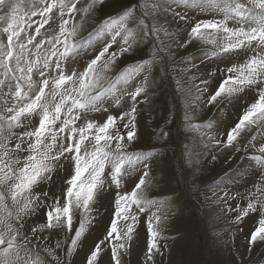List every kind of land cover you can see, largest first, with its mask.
<instances>
[{
  "label": "snow or ice",
  "instance_id": "1",
  "mask_svg": "<svg viewBox=\"0 0 264 264\" xmlns=\"http://www.w3.org/2000/svg\"><path fill=\"white\" fill-rule=\"evenodd\" d=\"M100 3L102 0H0V264H41L38 255L31 258L32 249L28 244L32 240L21 229L24 218L42 203L41 197H48L47 192L33 195L35 186L50 179V174L65 162L72 166V173L65 181L63 198L57 197L48 205L46 223L34 227L32 235L38 240V231L59 228L72 233L74 230L67 248L69 254L84 233L91 204L107 178L110 177L111 184L119 189L122 177L143 165L142 175L132 190L123 194L116 192L115 211L106 237L96 243L86 264H99L105 244L111 245L114 264H122L123 241L132 240L139 215L155 204L141 195L142 185L149 175L147 160L151 153L128 151L136 139V103L141 94H146L147 77L144 83L127 93L133 102L127 112L119 117L108 115L103 123L85 117L89 112L107 111L103 104L108 98L119 105L121 96L116 84L122 81L127 85L137 73L149 68L153 60L166 58L170 49L160 33L167 35V29L155 22L149 26L145 12L137 27L142 26L145 40L154 37L158 42L153 45L151 57L136 62L133 70L121 73L105 85V71L119 56L138 46L135 30L127 26L138 6L123 10L115 21L106 18L107 23L102 22L92 33L75 39L84 17ZM171 4L177 8H198L222 14L219 20L197 21L180 46L199 40L213 45L215 56L245 54L247 58L242 63L221 70L226 74L216 90L207 95L206 102L216 104L245 89H256L254 101L228 129L226 139L215 145L234 148L236 152L255 147L257 136L264 138V0H171ZM144 7V4L139 5L140 9ZM168 11L178 23L187 20L185 14L171 7ZM56 20L58 26L53 28L51 23ZM45 25L49 27L45 29ZM105 31L112 34L111 40L86 62L82 71H69V59L91 47L93 35ZM121 36L119 51L109 55V49ZM106 56L107 59H103ZM206 85L207 82L201 80L197 86L201 95L207 93ZM118 124H123L126 135ZM256 152L259 154L250 159L264 168V144ZM261 184L264 185V176ZM258 205L262 218L250 234L249 246L258 241L264 243V198L250 192L247 207L241 210V216H245L255 212ZM77 210L80 222L79 226H74ZM154 219L159 222L161 217L152 213L146 221L145 264H154V255L162 256V248L166 247L158 243L160 230L154 228ZM118 220L126 222V231L118 230ZM21 240L28 244H21ZM57 247H60L59 242ZM48 252L52 254L50 249Z\"/></svg>",
  "mask_w": 264,
  "mask_h": 264
},
{
  "label": "rangeland",
  "instance_id": "2",
  "mask_svg": "<svg viewBox=\"0 0 264 264\" xmlns=\"http://www.w3.org/2000/svg\"><path fill=\"white\" fill-rule=\"evenodd\" d=\"M141 4L145 5L143 9L139 8ZM133 5L138 7L128 19L127 26L135 30L138 46L119 56L105 71L104 84L107 85L121 73L133 70L136 62L151 57L153 45L158 42L154 37L145 40L142 26L137 27L145 12L148 13L146 23L149 26L155 22L167 29V35L161 32L160 37L170 51L166 58L153 60L149 68L137 73L127 85L122 81L116 84V91L121 96L119 105L108 98L103 104L107 111L89 112L85 117L103 123L108 115L119 117L122 112H127L133 104L127 93L134 91L136 85L144 83L147 77L146 94H141L136 103V139L128 151L151 153L147 160L149 175L146 184L142 185L141 195L144 199L155 201V204L139 215L132 240L123 241L125 248L120 250L122 264H145L146 221L152 213L161 217L159 222L154 219L153 224L160 230L158 243L166 245L162 248V256L154 255V264H167L169 258V264H264V243L258 241L251 246L248 243L251 232L262 218L259 205L255 212L241 216V210L249 202L250 192L264 198V185L261 184L264 168L250 159L259 154L256 149L264 144V138L258 135L255 147H249L247 151L236 152L234 148L215 146L218 141L226 139L228 129L254 101L256 89H245L216 104L206 102L207 95L216 90L226 74L221 70L242 63L247 57L242 52L215 56L212 54L214 46L199 40H192L181 47L197 21L219 20L223 16L212 10L177 8L171 0H102L84 17L75 39L92 33L102 22L107 23L106 18L117 20L123 10ZM80 6L83 7V4ZM169 7L185 14L187 20L178 23L168 11ZM76 19L79 20V16ZM58 23L56 20L51 26L57 28ZM48 27L45 25V29ZM34 30L35 25L31 31ZM111 38L112 34L107 31L93 35L92 46L70 58L67 69L82 71L86 62L94 58ZM122 40V36L117 37L109 55L119 51ZM201 80L207 82V93L204 95L197 88ZM118 128L126 135L123 124H118ZM213 157L216 159L213 160ZM142 169L141 164L124 175L119 189L111 184L110 177L107 178L91 204L85 231L69 254L67 248L74 230L72 233L59 228L38 231V240L32 235L34 227L46 223L48 205L54 203L57 197L63 198L67 187L65 181L72 173V166L65 162L50 174V179L35 186L33 195L47 192L48 197H41L42 203L36 211L24 218L21 231L32 243L23 240L20 243L28 244L32 249L31 258L35 259L38 255L41 264H86L87 256L96 243L106 237L115 211L116 192H130L140 179ZM258 187L261 188L259 192ZM133 210L136 211L135 206ZM238 216L240 219H237ZM79 222L80 211L77 210L74 226H79ZM117 227L120 231L127 230L123 220H118ZM57 242L60 247H57ZM103 247L99 264L103 259L107 264H114L111 245Z\"/></svg>",
  "mask_w": 264,
  "mask_h": 264
},
{
  "label": "bare ground",
  "instance_id": "3",
  "mask_svg": "<svg viewBox=\"0 0 264 264\" xmlns=\"http://www.w3.org/2000/svg\"><path fill=\"white\" fill-rule=\"evenodd\" d=\"M112 12H113V11H112ZM112 12H111V13H112ZM111 13L109 12V14H111ZM109 14L106 13V15H109ZM168 261H169V262H168ZM168 261H167V264H169V263L171 262V258H169ZM100 262H101V264H107L106 259H103V260H101Z\"/></svg>",
  "mask_w": 264,
  "mask_h": 264
}]
</instances>
